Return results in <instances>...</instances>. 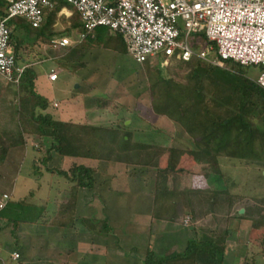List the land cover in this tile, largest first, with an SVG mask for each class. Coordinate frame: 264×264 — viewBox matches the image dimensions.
<instances>
[{"label": "trees", "instance_id": "1", "mask_svg": "<svg viewBox=\"0 0 264 264\" xmlns=\"http://www.w3.org/2000/svg\"><path fill=\"white\" fill-rule=\"evenodd\" d=\"M0 6L6 7L2 0ZM62 9L73 13L68 21L62 17L63 24L66 26L69 22L70 25L60 32V36L68 37L76 31L83 33L80 15L63 0H58L54 9L45 14L44 23L38 29H33L21 18L10 20L8 23L11 31L10 43L29 33L51 42L58 33L54 24ZM4 15L5 9L0 11V18ZM87 39L93 44H102L103 47L118 53L125 51L120 48L121 45L125 46L123 40L120 37L112 38L109 31L101 27L71 46L66 56L71 53L70 51L73 54L77 52L78 56V50H84L91 45L85 42ZM18 50L19 46H16L15 53ZM66 56L61 61L63 64ZM15 57L18 61L17 55ZM70 61L65 60L68 67ZM147 64L148 62H144L141 65L147 70ZM178 64L188 69L184 82H177L169 75L161 76L155 71L147 70L150 106L156 116L166 118L185 132L192 141L194 147L192 151L140 145L135 152L136 147L129 148L124 137L110 128L54 121L43 114L35 116V111L37 109L44 111L47 103L35 92L33 85L35 73L31 68H27L19 83L13 84L17 97L18 89L21 90L20 93H25L20 110L15 114L17 131L12 133L0 131V166L10 150L25 146L26 131L20 125V121L21 116L28 114L37 124L32 134L39 136L41 165L45 169L51 160L52 152L61 157L156 169L153 217L164 221H177L180 216L179 210L182 209L184 215L190 216L198 237L189 242L183 252L167 258H159L147 251L143 264H224L227 253L226 240L229 236L227 228L229 214L221 211L225 209L221 203L231 204L232 200L226 199L221 191L210 188L173 191L170 182L166 183L165 180L166 177L169 181V177L166 176L169 170L160 169L159 161L167 154L168 164L175 165L177 169L186 157L193 158L196 165H201L208 157L264 162V90L257 86L256 80L250 79L241 70L212 67L197 59L190 62L180 61ZM82 65L83 62L74 69ZM237 66L243 68L238 64ZM127 141L129 142V139ZM34 153L36 154V151ZM35 165L36 161L34 169L38 174L41 170ZM57 173L77 189H92L95 183L96 170L84 166H73L68 173L63 171ZM8 202L7 199L0 216L4 217L7 214V217H11L15 222L36 223L39 220L29 217L31 206L28 204L26 209L23 202L13 204ZM14 211L21 214L25 212L27 219L15 220V216L11 215ZM40 217L42 214L38 216ZM238 217L252 220L253 230L264 224L262 218L252 215Z\"/></svg>", "mask_w": 264, "mask_h": 264}, {"label": "rangeland", "instance_id": "2", "mask_svg": "<svg viewBox=\"0 0 264 264\" xmlns=\"http://www.w3.org/2000/svg\"><path fill=\"white\" fill-rule=\"evenodd\" d=\"M4 9L6 11V7L3 8L0 6V11ZM72 13V11L65 9L57 15L54 28L58 33L54 39H60V32L64 31L66 27H69L70 25L69 22H67L65 26L63 24L62 17L68 21L71 18ZM81 34L82 32L76 31L72 32L71 36L65 37L69 41L70 45L65 49L60 50H53L50 47L49 41H46L44 38H38L35 34L30 33L27 34V36L24 34L22 38L19 37L20 39L17 41L13 40L11 43V50L14 55H17L19 63L29 65V68L34 67L33 71L37 76L35 92L39 94L43 101L47 103L44 111L37 109L34 115H47L54 121H70L75 123L84 122L87 123L85 125L89 126L110 128L116 132L118 131L117 133L124 137L127 145L130 146L129 148L136 147L134 148L135 152L138 150L140 145H152L164 148H173L181 151H192L194 149L192 141L178 125L172 122H170L171 124L165 123L167 124L165 125L163 121H161V117L156 116L152 112L150 106L149 82L147 81V70H152L161 76L169 75L177 82H184L188 69L180 67L178 62L159 59L149 61L147 64L148 69L146 70V67L137 64L129 55L126 45H121L120 48H123L125 51L123 50L124 52L119 53L117 55L118 57H115L114 59L104 57L106 62L104 63L103 61L104 64H102L105 67L101 68L100 66H97L95 67L96 69H91L89 72L91 73L92 83L82 85L80 81L71 74L72 71H75L74 67L83 61H92L93 58L99 55L103 48L107 49V47H103L102 44H93L89 39H87L85 42L87 44H91L86 47L87 50L86 48L84 50H78V56L76 55L77 52L75 54L70 53L66 56L67 50L80 41ZM188 43L190 48L196 51L204 49L207 46L206 40L202 37L199 38L191 36ZM16 46H19V50L16 51L17 54L15 53ZM64 56H66L64 62L65 60H71V63L69 64L70 66L65 72L60 70L63 67L61 64L60 67L55 66L56 59L61 60ZM226 67L241 70L242 73L252 80H256L263 72L262 69L257 67H238L234 62H227ZM50 69H53V71L57 74V79L54 82H49L47 80V74H49ZM85 78L81 79L82 82H85ZM14 91H16V89L13 84L4 82L2 77H0V95L4 94L0 96V98H3L2 103L0 101L1 113L4 114V120L7 121V123L0 124V130L3 128L6 133L17 131L15 114L16 111L20 110V105L22 103L21 100L25 95V93H20L21 90L18 89L19 94L17 97ZM53 104H57V108H54ZM74 109L82 110L81 112H86V114L89 113L92 118L90 117L87 120V118L81 117L82 113L78 112V120L76 118V114L78 113ZM24 115V117L21 116L22 122L20 121V125H22L26 131L25 135L27 144L30 146L29 148L32 151H36V154H33L30 151L31 155L27 161L22 164L18 163L15 165L14 170L16 169L15 171H17V173L19 172V175L16 173L17 176L15 177V180L12 181L15 190L13 197H20L19 194L21 195L25 192L23 184H28L27 186L29 189L27 190V193L31 194V196L27 197V204L31 206L29 208L31 209L29 217L39 219L38 216L43 213V207L46 206L48 202L54 201L55 196L59 191H62L63 188H68L66 187V184L67 186L70 184L60 175H54L52 173L47 174L45 172V167L41 165L42 155H40L41 149L39 147V136L37 134H32L37 124L28 114ZM0 117L2 118L1 115ZM38 126L42 127L41 124H38ZM45 128L46 127H44V129ZM128 139L129 142L127 141ZM31 156L33 158L31 162L34 163V161H36L35 166H37L42 172L44 170L45 173L43 172L39 175L35 172L34 164H31L29 161ZM165 157L167 158L168 155L166 154L164 156L163 166H165V169L169 170V172L166 173L167 175H171V178L173 179L172 183L176 184L178 182V188H185L183 174L185 173L184 171L190 170V163L193 164L194 162L193 158L186 157V159L180 164L179 169H177L175 165H169L168 161L166 162ZM218 162L220 164V168L217 173H212L210 181H213V183H211L214 184L215 190L221 191L226 196V199L232 200L233 202L236 201L239 204L240 210L234 212V215L238 217L240 216L238 214L245 210V216L252 215L256 218H262L263 220L261 221L264 222V162L256 163L235 159L230 160L225 157H220ZM69 166L70 165L65 166L63 167L64 169L61 170L69 172L71 169V166ZM95 166V170L98 174L95 176L96 187L94 188V191L98 198L100 197L99 192L103 190V183L105 182L104 177L106 174L108 175L110 171L105 172L102 167L99 168L98 164ZM12 184L3 185L2 183L0 184V189L2 191L3 189L6 190L5 187L7 185L12 186ZM147 184L148 186L146 190H149L152 195L155 187V180L152 176L149 177ZM27 186L25 187L27 188ZM172 186L177 188L174 185ZM115 198L116 197L112 199L111 203L116 202ZM60 211L61 210H59V213ZM53 212L55 214L57 213L55 204L48 207L47 214L51 216ZM11 215L15 216V220L18 218L23 220L27 219V214H25V212L21 214L19 211L18 213L14 211ZM42 216L44 219V214H42ZM188 221L189 219L184 221V224L190 226L191 221ZM41 222L45 223V221ZM71 223L72 220H66L65 222V224H69V226ZM98 223L99 224L97 225L101 227L102 224H100L99 219ZM262 226H264V224ZM165 237L166 236L162 234L159 238V243L161 240L165 241ZM96 238L94 237V239ZM98 239L106 243L103 244L106 245V248L105 253H103V257L105 258L97 260L96 264H140V261H131L133 258H136V256L133 255V253H136L133 250V247H136L134 244L137 239L134 240L133 238L131 240L125 238L127 240L125 241L123 237L114 235V232L113 234H109L108 231H106V234H101ZM34 241L35 240L33 238L32 242H29V246H31L34 250H31V252L29 251L27 260H25L26 264H54L55 260L49 261L46 255L40 254L41 249L43 248L39 245L33 244L35 243ZM177 241L179 240L177 239ZM42 242H44V240ZM5 244L6 248L10 249L12 247L9 246L10 244L7 241ZM44 244V247L48 250L46 254L50 252L47 256H55L57 249L54 244L49 243L48 240H46ZM180 245H182L181 241ZM29 246L27 245L28 249H30ZM37 246L38 248H36ZM150 252L154 253L153 250H150ZM147 253L148 252L141 257L145 258ZM172 254H175V252H160L155 254V256L159 258H167ZM39 258H42L41 262L36 261V259ZM19 260L20 254L18 261ZM17 264H21V262H17ZM55 264L89 263L82 259L78 261L70 259L69 261L64 260L63 262L57 261Z\"/></svg>", "mask_w": 264, "mask_h": 264}, {"label": "crops", "instance_id": "3", "mask_svg": "<svg viewBox=\"0 0 264 264\" xmlns=\"http://www.w3.org/2000/svg\"><path fill=\"white\" fill-rule=\"evenodd\" d=\"M110 36L114 38V36ZM70 52L72 53V51ZM67 53L68 52H66V54ZM118 54L119 53L115 50L103 48L99 55L93 58L92 61H83V65L79 67L80 69H75L71 74L74 75L82 85L90 84L92 83V78L89 71L91 69H96L95 67L97 66L101 68L105 67L103 66L106 62L104 57L114 59L118 57ZM61 60L56 59L55 66L60 67L61 64L63 67L60 70L65 72L67 71L68 64L65 62L63 64ZM33 68L34 67H31L32 70ZM51 72H54L53 69H50L49 74ZM49 74H47V80L51 82L48 79ZM82 78L86 79L85 82H82ZM36 82L37 76L35 74V79L33 81L34 89ZM2 95L4 94L0 96ZM0 99L2 103L3 98ZM1 103L0 115L2 118L0 117V124H4L7 123V121L4 120V114L1 113ZM54 105L55 104H53V107ZM54 108H57V106ZM75 111L77 113H82L81 117L87 118V120L91 117L89 113L86 114V112H81L82 110L76 109ZM79 113L76 114L78 120ZM164 119L166 118L161 117V121H163L164 124H169L171 122ZM62 122L87 124L84 122ZM1 129L0 131L6 132L3 128ZM25 142V146L10 150L4 163L0 166V184H12L17 174L19 175V172L17 173V171H15L16 169L14 170L15 165L27 161L31 152L35 154L34 151L29 148L30 146L27 144L26 138ZM32 159L31 156L29 161L31 162ZM163 160L164 157L159 161V168L162 170L165 169ZM31 164L34 163L31 162ZM97 164L99 168L102 167L105 172L110 171L108 174L109 176L106 174L104 177L105 182L103 183V190L99 192L100 197L97 198L94 191L96 180L92 189H77L73 184L68 182L70 184L68 186L66 184L68 188H63L62 191H59L55 196V200L48 202V204L43 207L42 214H44V219L42 216L36 223H27L26 221L16 223L11 217L8 218L7 214L4 217L0 216V264H17V262L26 264L25 260H27L29 251L31 252V250H34L29 246V242H32L33 238L35 240L33 244L43 248H40V254L46 255L49 261L55 260L54 264L57 263V261L63 262L64 260L69 261L70 259L75 261L82 259L89 264H96L97 260L105 258L103 257V253H105L106 248V245H103L106 243L98 239V237L100 238L101 234H106V231H108L109 234H113L114 232V235H119V237H123L124 239H137L134 244L136 247H133V250L136 252L133 253V255L136 256V258H133L131 261L137 260L138 262L140 261V264H143L145 258L141 256H144L147 251L153 250L154 254L160 252L181 253L185 250L189 242L194 241L198 237V232L194 229L193 224H190V226L184 224V221L188 219V222H190V216L184 215V210L182 209L179 210L180 216L177 221L170 222L153 217L154 191L151 195V192L146 190V188L148 186L147 181H149V177L152 176L153 179L156 180V169L91 159L61 157L52 152L51 160L46 167L47 170L51 171L49 172L45 168L44 170H46L45 172L47 174L52 173L58 175L57 172L63 171L61 169H64L63 167L68 165H70L71 168L73 166H84L86 168L96 169L95 165ZM190 165V170L184 171L185 173L183 174V182L185 183V188L183 189L177 187L179 186L178 182L176 184L172 183L173 179L171 175L165 174L169 177V181H167V178L162 174L165 177L166 183L170 182V188L175 192L182 190H205L207 188L215 190L214 184H212L213 181H210V176H212V173H217L220 168L218 159L208 157L201 164V167L194 162L193 164L190 163ZM43 172L39 171L38 174L40 175ZM97 174L98 172H96L95 176ZM27 185L23 184L25 192L21 195L19 194L20 197L17 198L13 197L15 193L13 184L12 186L7 185L5 187L6 190L3 189L2 191L0 189V203L5 204L4 196H7L9 200L8 203L23 202V205L27 207V197L31 196L30 193H27L29 189ZM172 185L177 188H174ZM25 186H27V188ZM114 197H116V202L111 203ZM52 204H55L57 213L55 214L53 212L52 215L49 216V214H47L48 207L52 206ZM221 204L223 207L225 206V209L221 211L225 214H229L227 221L229 236L226 240L227 253L224 264H264V226L261 225V227L259 226L253 230L254 224L252 220L246 217H236L234 212L240 210L239 204L236 201H232L231 204L224 202ZM59 210H61L60 213ZM1 212L2 210L0 213ZM242 212L243 213L238 215H244L246 211L244 210ZM97 218L100 224H102L101 227L97 225L99 224ZM66 220H72L70 226L69 224H65ZM41 221H45V223ZM162 234L166 236L165 241L161 240L159 243V238ZM94 237L96 239H94ZM177 239L179 241H177ZM43 240L44 242L48 240L49 243L54 244L57 249L55 256H47L50 252L46 254L48 250L44 247L45 244L42 242ZM6 241L9 242V246H12L10 249L5 247ZM125 241L127 240L125 239ZM180 241L182 245H180ZM27 245L30 249H28ZM36 248H38V246ZM14 253L20 254L19 261H14L12 259ZM41 260L42 258L36 259V261L40 262Z\"/></svg>", "mask_w": 264, "mask_h": 264}, {"label": "built area", "instance_id": "4", "mask_svg": "<svg viewBox=\"0 0 264 264\" xmlns=\"http://www.w3.org/2000/svg\"><path fill=\"white\" fill-rule=\"evenodd\" d=\"M2 1L6 11L0 18V77L17 85L29 65L16 60L8 23L21 18L38 29L58 0ZM63 1L80 15L81 40L102 27L123 40L129 55L139 65L159 59L175 62L197 59L221 69L226 68L227 62L257 67L263 72L255 83L264 90V0ZM191 36L202 37L207 46L193 50L188 43ZM69 45L65 37L50 42L53 50ZM48 79L54 82L57 74L51 72ZM4 205L0 203V210ZM12 259L18 260L19 254L14 253Z\"/></svg>", "mask_w": 264, "mask_h": 264}, {"label": "water", "instance_id": "5", "mask_svg": "<svg viewBox=\"0 0 264 264\" xmlns=\"http://www.w3.org/2000/svg\"><path fill=\"white\" fill-rule=\"evenodd\" d=\"M241 213H243V212H241Z\"/></svg>", "mask_w": 264, "mask_h": 264}]
</instances>
